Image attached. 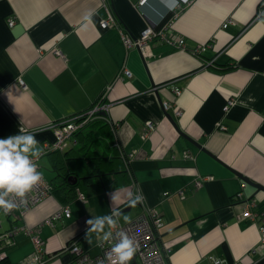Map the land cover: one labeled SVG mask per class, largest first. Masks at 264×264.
Instances as JSON below:
<instances>
[{"label":"crops","instance_id":"0c3cea01","mask_svg":"<svg viewBox=\"0 0 264 264\" xmlns=\"http://www.w3.org/2000/svg\"><path fill=\"white\" fill-rule=\"evenodd\" d=\"M138 1L0 0V138L33 136L24 155L38 157L50 186L22 214L0 211V233L18 228L6 249L10 264L32 252L27 230L36 225L45 253H57L46 264H60L71 260L69 239L98 252L111 211L126 222L146 208L163 219L167 264H255L264 256V191L240 186L243 177L264 186L262 0H190L180 9L179 0ZM108 11L115 22L103 28ZM147 25L184 38L186 48L158 37L148 56L126 48L122 31L135 37ZM123 68L130 77L120 76ZM102 92L108 108L96 118L108 124L126 175H109L112 185L82 201L62 182L64 149L43 146L59 121L88 110ZM147 120L154 126L143 134ZM79 146L74 136L67 148ZM252 201L256 217L241 216ZM65 205L69 216L53 219Z\"/></svg>","mask_w":264,"mask_h":264},{"label":"built area","instance_id":"2783aa9c","mask_svg":"<svg viewBox=\"0 0 264 264\" xmlns=\"http://www.w3.org/2000/svg\"><path fill=\"white\" fill-rule=\"evenodd\" d=\"M190 0H179L180 4H185ZM145 0H139L138 4H143ZM259 14L264 13V0L259 3ZM113 15L108 11L107 17L100 22L101 27L105 28L114 23ZM14 21L9 19L8 24L12 25ZM227 22L223 23L225 26ZM123 44L126 48H138L144 56L151 54L150 43L156 37L168 41L180 48H186L185 41L182 37H170L164 32V30H155L152 26L147 25L138 36L132 37L122 31L121 34ZM205 45L196 46L193 49L194 52L200 53L204 49ZM54 53L60 54L59 49H54ZM61 55V54H60ZM120 76H131V71L127 68H123L119 72ZM21 82V81H20ZM22 83V82H21ZM175 93H179V88H173ZM105 92H102L96 103H94L88 110L81 114H77L68 119L59 121L54 128L55 139L53 142L44 143V151L49 150H62L65 149L71 142L72 134L75 133L80 127H82L88 119L92 116L100 114V112H106L108 105L103 101ZM232 100H228L227 104L223 106V109L228 108V104H231ZM163 107H167V103L163 102ZM179 110H176V114ZM154 126L152 120L144 122L143 134H147ZM41 154V153H40ZM38 154V155H40ZM31 165L34 166L35 172L39 173V167L37 164V156H27ZM204 179V178H202ZM200 179L195 181L196 185H199ZM245 185V182H241V188ZM50 192L49 184L42 179L35 182L29 189L25 190L21 196L16 192H7L6 189H0V199H3L6 203L13 205V207L5 210L0 206V211L5 212L8 215L13 214L15 209H18L22 214L33 204L41 201L44 197L48 196ZM178 193L181 197L184 196V190H179ZM241 191L237 192V196H241ZM77 196L82 201L85 200V196L81 192H77ZM141 196L137 195L135 201L141 202ZM254 204L253 201L249 202L244 210L241 212V216L255 218L257 213L250 210V205ZM61 216L68 217L69 209L67 205L63 206L59 212H57L54 218ZM108 221V228L104 236L97 242L98 252L90 254L83 246H81L76 239H72L67 242L63 250L67 251L71 260L60 264H121L120 254L116 249L121 246L125 241L129 242L130 247L135 249L131 261H124L123 264H167L163 248L158 239L159 228L163 225V219L158 211L154 208H146L142 213L136 215L132 219L126 222H121L117 216V210H113L106 217ZM17 227L5 230L0 233V259L5 255L4 246H9L12 243L13 234L17 231ZM40 227L36 225L27 232L30 235L31 242L33 244V250L26 257L22 258L18 264H46L49 259L56 254L47 255L44 249V241L38 235ZM261 237L260 244L264 245V227H260ZM214 264H219V260L215 259ZM235 264H242L236 262Z\"/></svg>","mask_w":264,"mask_h":264},{"label":"trees","instance_id":"16d2710c","mask_svg":"<svg viewBox=\"0 0 264 264\" xmlns=\"http://www.w3.org/2000/svg\"><path fill=\"white\" fill-rule=\"evenodd\" d=\"M184 5L180 4L179 9ZM97 100L98 98L94 103ZM98 115L94 114L82 127L72 134L71 137L74 138L75 136V139L76 137L78 138L80 145L78 149L72 150L71 147H66L63 150L65 157L62 162V170L65 174L62 176V182L64 186H71V188L83 194H86V192H98L112 185L113 181L109 184V175H113V177L116 174L121 177L126 175L125 163H122L116 149L111 145L112 133L109 126L104 120L96 118ZM74 178L76 180L71 184L70 181ZM63 183L61 187H63ZM121 183L118 177L115 180V184L120 185ZM58 186L60 187V185H57L56 188L54 186L52 190H57ZM7 247L4 246L5 250ZM0 264H10L7 258V252L0 259Z\"/></svg>","mask_w":264,"mask_h":264},{"label":"clouds","instance_id":"9594fccd","mask_svg":"<svg viewBox=\"0 0 264 264\" xmlns=\"http://www.w3.org/2000/svg\"><path fill=\"white\" fill-rule=\"evenodd\" d=\"M37 141L33 136H9L0 138V189L7 192H16L23 195L40 179L41 174L35 172L28 157L24 155L30 150V146ZM0 206L5 210L13 207L0 199ZM116 251L120 254L121 264L124 261H131L135 249L130 247L129 242L125 241Z\"/></svg>","mask_w":264,"mask_h":264},{"label":"water","instance_id":"95a60500","mask_svg":"<svg viewBox=\"0 0 264 264\" xmlns=\"http://www.w3.org/2000/svg\"><path fill=\"white\" fill-rule=\"evenodd\" d=\"M100 113H101L102 115H105L106 112H100ZM167 116H168L169 120L172 121V122L174 123L172 117H171L169 114H168ZM196 144H197V143H196ZM197 145H198V144H197ZM73 181H74V180H73ZM73 181H71V182L73 183ZM243 182H245V184H246V182H248V184H250V185L256 187L258 190L260 189V190H263V191H264V186H262V185H260V184L253 183V182L249 181V180H248L247 178H245V177H243ZM129 207H130V206H127V207L124 208L123 210H127ZM255 264H264V256H263V258H261L259 261L255 262Z\"/></svg>","mask_w":264,"mask_h":264},{"label":"rangeland","instance_id":"374dc122","mask_svg":"<svg viewBox=\"0 0 264 264\" xmlns=\"http://www.w3.org/2000/svg\"><path fill=\"white\" fill-rule=\"evenodd\" d=\"M129 216H130V215H129ZM123 219H124V218H123ZM124 220H126V218H125ZM50 224H51V223H50ZM100 229H101V228H100ZM102 232H103V229H101V230H100L99 232H97V233H100L101 235H103ZM71 240H72V239H69L68 242L71 241Z\"/></svg>","mask_w":264,"mask_h":264}]
</instances>
